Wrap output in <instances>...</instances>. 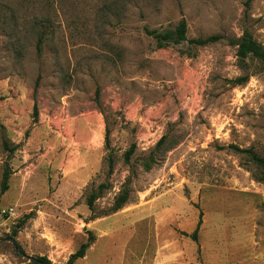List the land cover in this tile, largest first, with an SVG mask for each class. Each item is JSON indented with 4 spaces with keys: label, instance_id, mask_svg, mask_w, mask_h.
Wrapping results in <instances>:
<instances>
[{
    "label": "rangeland",
    "instance_id": "obj_1",
    "mask_svg": "<svg viewBox=\"0 0 264 264\" xmlns=\"http://www.w3.org/2000/svg\"><path fill=\"white\" fill-rule=\"evenodd\" d=\"M182 19L264 47V0H0V264H264L262 66Z\"/></svg>",
    "mask_w": 264,
    "mask_h": 264
},
{
    "label": "trees",
    "instance_id": "obj_2",
    "mask_svg": "<svg viewBox=\"0 0 264 264\" xmlns=\"http://www.w3.org/2000/svg\"><path fill=\"white\" fill-rule=\"evenodd\" d=\"M251 0H247V4ZM145 34L149 37H151L155 43L156 47L158 49L165 48L169 45H181V44H187L192 47H206L208 45L216 44L222 41H227L229 45L234 46L236 48V58L239 63H245L246 60L249 58L257 60L263 69L264 72V47L260 45L258 42H256L252 36L248 33H244L242 37L237 40H228L221 36H211L206 39H188L187 37V24L185 20H181L178 25L174 28V30L171 31H165V32H158L156 30H148L145 29ZM42 38H39L36 45V51L37 53H40V46L42 44ZM245 83V79H242L238 81V85H242ZM36 107L33 108V116L36 117ZM164 139H162L159 144H162ZM105 142L107 144L108 142V131L105 133ZM133 152V147L126 153V159L129 158V156ZM255 162L259 164L262 168H264V163L261 159L257 157H253ZM112 161L110 159H107V168L109 171L112 169ZM9 173L8 171H4L2 174V180L0 185V197L7 192L8 190V180H9ZM104 189L103 186H99L98 190L99 193L102 192ZM98 198L97 194H91L90 197L87 199V207L90 211H92L93 203ZM128 201V191L124 190L121 192V194L116 198L114 207L112 209L113 212L119 211L123 205H125ZM201 224V214L199 217V222L197 223V227L190 235V238L193 242H196L197 240V233L198 229ZM90 235V233H88ZM91 236V235H90ZM91 243L90 241L86 242L85 244H82L79 249L72 254L67 264H73L75 261L83 259L85 256L86 250L90 247ZM36 264H49L48 261L44 258H40L38 263Z\"/></svg>",
    "mask_w": 264,
    "mask_h": 264
},
{
    "label": "built area",
    "instance_id": "obj_3",
    "mask_svg": "<svg viewBox=\"0 0 264 264\" xmlns=\"http://www.w3.org/2000/svg\"><path fill=\"white\" fill-rule=\"evenodd\" d=\"M2 215H7L9 218H16L17 212L15 211V208L9 207L5 211H2Z\"/></svg>",
    "mask_w": 264,
    "mask_h": 264
},
{
    "label": "water",
    "instance_id": "obj_4",
    "mask_svg": "<svg viewBox=\"0 0 264 264\" xmlns=\"http://www.w3.org/2000/svg\"><path fill=\"white\" fill-rule=\"evenodd\" d=\"M10 243H11V245H12V247H13V249H14L15 253H17V254H19V255H20V252L18 251V249H17V246H16L15 242H14L13 240H10Z\"/></svg>",
    "mask_w": 264,
    "mask_h": 264
},
{
    "label": "crops",
    "instance_id": "obj_5",
    "mask_svg": "<svg viewBox=\"0 0 264 264\" xmlns=\"http://www.w3.org/2000/svg\"><path fill=\"white\" fill-rule=\"evenodd\" d=\"M85 257V256H84ZM81 260V259H80Z\"/></svg>",
    "mask_w": 264,
    "mask_h": 264
}]
</instances>
